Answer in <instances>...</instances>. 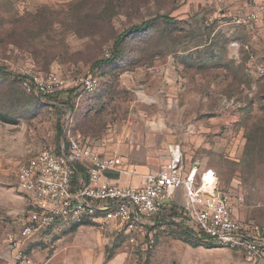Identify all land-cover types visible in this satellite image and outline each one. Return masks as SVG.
<instances>
[{
	"label": "rangeland",
	"instance_id": "1",
	"mask_svg": "<svg viewBox=\"0 0 264 264\" xmlns=\"http://www.w3.org/2000/svg\"><path fill=\"white\" fill-rule=\"evenodd\" d=\"M0 66V264H264L199 242L169 211L131 229L83 218L26 236L17 177L68 118L104 156L153 127L264 230V0H0ZM51 74L66 87L44 96L33 80Z\"/></svg>",
	"mask_w": 264,
	"mask_h": 264
},
{
	"label": "built area",
	"instance_id": "2",
	"mask_svg": "<svg viewBox=\"0 0 264 264\" xmlns=\"http://www.w3.org/2000/svg\"><path fill=\"white\" fill-rule=\"evenodd\" d=\"M33 81L44 96L66 87L56 74ZM80 84L94 91L100 78L88 74ZM63 135L58 146L43 142L19 168L18 188L27 202L24 235L83 218L131 229L144 219L176 211L173 216L205 242L233 249L248 260L264 258V230L242 221L228 194L206 172L199 177L197 167L188 169L181 152L179 157L172 152L169 163L150 170L139 183H123L107 174L126 172L122 155L100 154L90 137L75 130L73 119L65 121ZM179 188H184L181 203L175 198Z\"/></svg>",
	"mask_w": 264,
	"mask_h": 264
},
{
	"label": "crops",
	"instance_id": "3",
	"mask_svg": "<svg viewBox=\"0 0 264 264\" xmlns=\"http://www.w3.org/2000/svg\"><path fill=\"white\" fill-rule=\"evenodd\" d=\"M120 137L122 139L119 145L115 142L112 150L115 148L123 153V164L125 165L122 167L126 169V172L109 171L111 173L107 174L113 180L123 183H139L144 174L169 163L172 159V145L167 147L164 140L160 141L153 127L143 132L136 127L134 131L124 133ZM126 137H128L127 143L123 141ZM175 198L179 203L184 200V188H179L175 192Z\"/></svg>",
	"mask_w": 264,
	"mask_h": 264
},
{
	"label": "trees",
	"instance_id": "4",
	"mask_svg": "<svg viewBox=\"0 0 264 264\" xmlns=\"http://www.w3.org/2000/svg\"><path fill=\"white\" fill-rule=\"evenodd\" d=\"M151 22H153V19L152 20H147V21H144L141 25H137L135 26L133 29H139V28H143L145 26H147L148 24H150ZM0 71L3 72V73H7V74H11V72H9L7 70L6 67L4 66H0ZM174 215H178V213L175 211L173 212ZM187 232L193 236L194 239L198 240L199 242L203 243V244H206L208 246H218L217 244L213 243V242H205L204 240H202L201 238H198L197 236H195L190 230L186 229Z\"/></svg>",
	"mask_w": 264,
	"mask_h": 264
},
{
	"label": "bare ground",
	"instance_id": "5",
	"mask_svg": "<svg viewBox=\"0 0 264 264\" xmlns=\"http://www.w3.org/2000/svg\"><path fill=\"white\" fill-rule=\"evenodd\" d=\"M174 152V151H173ZM180 154V153H179ZM179 154H177V153H175V155L177 156V157H179ZM211 186H212V184H211ZM204 187L207 189L208 188V186L207 185H204Z\"/></svg>",
	"mask_w": 264,
	"mask_h": 264
}]
</instances>
